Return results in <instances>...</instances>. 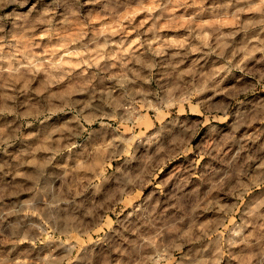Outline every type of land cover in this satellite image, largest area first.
<instances>
[{
	"label": "clouds",
	"instance_id": "9594fccd",
	"mask_svg": "<svg viewBox=\"0 0 264 264\" xmlns=\"http://www.w3.org/2000/svg\"><path fill=\"white\" fill-rule=\"evenodd\" d=\"M0 264H264V0H0Z\"/></svg>",
	"mask_w": 264,
	"mask_h": 264
}]
</instances>
